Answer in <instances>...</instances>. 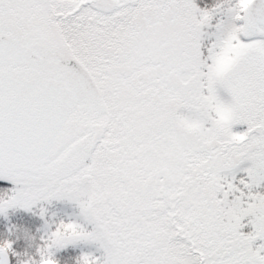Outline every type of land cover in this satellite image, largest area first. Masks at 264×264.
<instances>
[{
	"label": "snow or ice",
	"instance_id": "snow-or-ice-1",
	"mask_svg": "<svg viewBox=\"0 0 264 264\" xmlns=\"http://www.w3.org/2000/svg\"><path fill=\"white\" fill-rule=\"evenodd\" d=\"M0 264H264V0H0Z\"/></svg>",
	"mask_w": 264,
	"mask_h": 264
}]
</instances>
